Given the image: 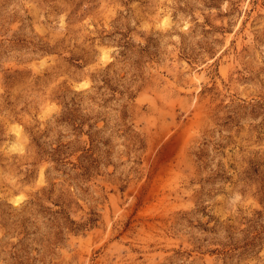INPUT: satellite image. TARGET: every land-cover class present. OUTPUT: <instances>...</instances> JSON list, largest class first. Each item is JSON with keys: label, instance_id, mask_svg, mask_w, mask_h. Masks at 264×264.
Returning a JSON list of instances; mask_svg holds the SVG:
<instances>
[{"label": "rangeland", "instance_id": "obj_1", "mask_svg": "<svg viewBox=\"0 0 264 264\" xmlns=\"http://www.w3.org/2000/svg\"><path fill=\"white\" fill-rule=\"evenodd\" d=\"M0 264H264V0H0Z\"/></svg>", "mask_w": 264, "mask_h": 264}, {"label": "bare ground", "instance_id": "obj_2", "mask_svg": "<svg viewBox=\"0 0 264 264\" xmlns=\"http://www.w3.org/2000/svg\"><path fill=\"white\" fill-rule=\"evenodd\" d=\"M17 198V197H16Z\"/></svg>", "mask_w": 264, "mask_h": 264}]
</instances>
